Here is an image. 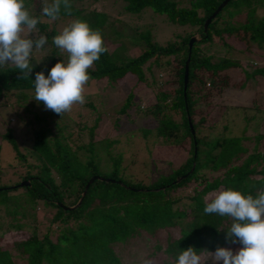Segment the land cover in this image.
Here are the masks:
<instances>
[{
  "label": "trees",
  "instance_id": "obj_1",
  "mask_svg": "<svg viewBox=\"0 0 264 264\" xmlns=\"http://www.w3.org/2000/svg\"><path fill=\"white\" fill-rule=\"evenodd\" d=\"M85 1L104 0H71V15L62 7L59 19L42 17L38 28L48 37L51 50L44 59L34 57L33 64L37 60L41 62L36 64L29 79H20L21 71L12 66L0 68V107L21 106L35 100L36 72L44 71L47 75L61 61L52 43L53 37L59 34L60 20L82 19L105 36L103 30L108 16L77 6ZM222 1L190 0L189 6H181L175 0H121L128 14L139 16L149 7L155 13L164 14L166 21L190 29L164 44L156 42L148 30L135 37L129 35L133 44L142 46L138 54L117 58L116 52L125 48L120 40L89 69L92 80L106 78L113 83L130 74L135 77V85L149 84L145 70L150 72L154 83L156 74L166 71L173 74L172 81L156 85L154 103L150 106L144 108L134 101L132 89L118 109L127 116L134 106L136 112L149 116L153 125L138 127L135 131L145 141L151 136L160 139L162 143L157 147L164 154L175 147L186 154L171 153L170 156L180 159L179 163L169 168L160 165V172L149 183L125 173L121 166L122 153L114 154L110 150L117 143L113 137L119 118L112 136L94 139L100 112L95 111L96 105L91 101L83 103L87 111L82 114L83 118L79 117V122L82 119L86 122L90 116L88 111L96 115L87 131L90 139L85 144L70 145V141L81 139L83 127L77 126L63 134V127L52 117V110L33 113L37 127L32 144L24 150L19 149L7 122L1 139L11 148L15 163L0 164V264H126L114 243L129 241L135 245L134 249L147 247L141 257L144 262L135 264H145L146 260L151 264H169L190 246L212 252L218 246L234 250L242 246L226 239L229 218L204 213L205 197L228 188L253 196L264 189V134L231 135L226 124L216 133L210 113L214 108L211 107L213 98L225 89L243 88L248 79L264 78V66L245 57H234L236 51L247 56L252 46L264 49V13L258 14L259 9L264 10V0H228L204 30L205 20ZM25 4L33 15L40 16L42 0H25ZM194 34L198 40L189 50L188 42ZM232 41L244 48L238 49ZM188 54L184 90L183 72ZM238 72L242 73L240 80L235 78ZM50 123L60 133L52 135ZM106 167L108 171L104 172ZM93 175L111 180L95 179L82 196ZM23 180L28 184L19 186ZM189 187V193L179 195L180 190ZM79 199L80 203L72 209L62 207L72 206ZM40 206L46 210L42 221L36 215ZM23 228L28 230L27 236L14 238Z\"/></svg>",
  "mask_w": 264,
  "mask_h": 264
},
{
  "label": "rangeland",
  "instance_id": "obj_2",
  "mask_svg": "<svg viewBox=\"0 0 264 264\" xmlns=\"http://www.w3.org/2000/svg\"><path fill=\"white\" fill-rule=\"evenodd\" d=\"M181 6H189L190 0H175ZM78 7H84L86 9H95L96 11L104 12L108 16V22L105 23L104 41L107 43L108 51L113 50L116 47L118 41H122L125 46L119 49L116 53L117 58L125 56L136 55L142 49V46H136L132 43V39L129 35L135 37L140 32L150 31L153 39L159 44L173 39L177 34H185L190 28L183 27L181 25L166 21L164 14L155 13L151 8L145 7L138 14H128L124 10V4L121 0H104L97 3H91L85 1L83 3H77ZM264 10L259 9L258 14H263ZM72 18L65 17L57 24L58 32L69 24ZM114 20V21H113ZM118 34V35H117ZM198 37L197 34H194ZM118 36H121L118 38ZM122 38V39H121ZM232 43L236 45L238 49H243L244 46L239 42ZM51 50L49 43L46 44L44 49L36 52L35 56L39 58H46ZM236 51L234 57H245L249 60L255 61L256 65L264 66V49H258L256 46H252V52L247 56L243 54H237ZM57 53L59 50L57 49ZM60 55V54H59ZM66 58L60 55L61 61ZM247 70H251L249 67ZM146 71L148 85L141 84L135 85V77L133 75H126L123 78L118 79L116 82H108L106 78L92 80L85 85V98L86 102H93L96 107L95 111L99 110L100 119L97 122L95 137L112 136L114 126H116L117 118H119L118 129L114 139L117 143L110 147V150L116 154L122 153V168L124 172L132 175V178L141 180L145 183L155 176L160 165L165 168L175 167L180 159L176 156H170L171 153L186 155L181 149L175 147L169 154H164L162 148L157 147L161 145L160 139L155 137L148 138L147 141L143 139L139 132H136V128L144 126H152L153 122L149 116H143L144 114L139 111L136 112L134 106L129 109L128 115L120 114L118 109L125 101L127 94L133 89L135 96L134 101L140 103L144 108L154 103V94L157 92V84L166 80L172 81L174 79L173 74L161 72L156 74V83L153 81V77L150 72ZM240 74V75H239ZM242 73L235 74V78L240 80ZM9 100H7V103ZM10 102H14L13 100ZM85 102V103H86ZM86 105L76 103L72 106L71 111L66 112L64 115L57 114L54 111L52 116L61 124L63 134L70 133L71 130H75L77 126L83 127L82 137L79 141H70V145L87 143L89 141L88 129L89 126L94 124L96 117L94 111H88L89 120L79 122V117L83 118V113L87 111ZM211 111L212 119H214V128L216 133H220L222 125L226 124L228 132L231 135H252L256 133L264 134V78H251L248 79L243 88H228L225 89L221 95H216L213 98ZM28 109V112L25 111ZM19 111V113L16 112ZM43 102H37L36 100H29L23 103L21 106L18 104L5 105L0 107V164L6 166L9 163L14 164L12 159V151L9 145L1 139V134L4 129L9 126L13 130L14 136L18 140V146L20 150H24L26 146H30L33 142V134L37 127V122L34 120L33 113L47 112ZM209 113V111H207ZM83 114V115H82ZM52 135L60 133L53 123L49 124ZM65 132V133H64ZM247 145H251V141H247ZM264 150V148L262 149ZM151 151V153H150ZM177 155V154H176ZM106 165V164H105ZM155 165V166H154ZM108 168H103V171H108ZM102 172V171H101ZM191 188H185L178 193L180 196H184L189 193ZM209 196V195H208ZM207 196V197H208ZM46 210L41 206L37 209V216L39 220H45ZM41 230L43 229L40 226ZM26 228H23V232H19L14 238L26 237ZM26 231V232H25ZM164 234V233H162ZM114 243V248L117 246L119 255L126 264H135L144 262L141 258L147 251V247L141 246L135 248L132 242L126 244ZM130 247V248H129ZM230 248V247H229ZM234 250V249H233ZM235 251V250H234ZM211 264V261L208 262ZM223 264V262H219Z\"/></svg>",
  "mask_w": 264,
  "mask_h": 264
},
{
  "label": "clouds",
  "instance_id": "obj_3",
  "mask_svg": "<svg viewBox=\"0 0 264 264\" xmlns=\"http://www.w3.org/2000/svg\"><path fill=\"white\" fill-rule=\"evenodd\" d=\"M71 15V0H42L40 16L31 13L25 0H0V68L12 66L29 79L36 64V52L44 49L48 37L40 33L42 17L57 20L61 9ZM59 54L66 58L56 63L45 75L36 72L34 98L46 109L64 115L74 104L86 102L85 85L90 80L89 69L108 51L102 33L87 21L75 19L52 39ZM204 213L227 217L226 239L242 246L237 250L217 247L214 252L194 246L183 249L169 264H264V189L255 196L232 188L205 197ZM224 228H218L223 230ZM145 264H151L146 260Z\"/></svg>",
  "mask_w": 264,
  "mask_h": 264
},
{
  "label": "water",
  "instance_id": "obj_4",
  "mask_svg": "<svg viewBox=\"0 0 264 264\" xmlns=\"http://www.w3.org/2000/svg\"><path fill=\"white\" fill-rule=\"evenodd\" d=\"M228 0H223L217 7L216 9L213 11V13L205 20L204 24H203V29L206 30L207 28V25L209 23V21L218 13V11L221 9V7L226 4ZM198 40V37L193 35L191 36V38L189 39V42H188V49L190 50L193 42L197 41ZM188 63H189V54L186 58V61H185V64H184V72H183V89L185 90L186 88V83H187V76H188ZM189 121V119H188ZM189 127H190V131L191 133H193V128H192V125L189 123ZM183 176H180L178 177L175 181H178L179 179H181ZM95 179H99V180H104V181H110L111 179H108V178H103V177H100V176H97V175H93L89 178L88 182L86 183L85 187H84V191L82 192V196L84 195V192L85 190L87 189L88 185L94 181ZM28 184V181L27 180H23L21 181L18 185L19 186H22V185H26ZM80 203V199L78 200V202L72 206H63V208L65 209H72L74 208L75 206H77L78 204Z\"/></svg>",
  "mask_w": 264,
  "mask_h": 264
}]
</instances>
